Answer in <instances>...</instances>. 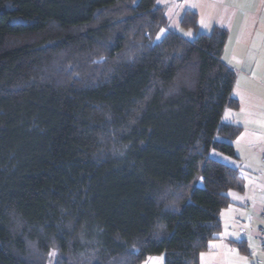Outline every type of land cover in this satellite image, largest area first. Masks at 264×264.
Here are the masks:
<instances>
[{
    "label": "trees",
    "instance_id": "obj_1",
    "mask_svg": "<svg viewBox=\"0 0 264 264\" xmlns=\"http://www.w3.org/2000/svg\"><path fill=\"white\" fill-rule=\"evenodd\" d=\"M226 39L160 0H0V264H199L243 187L210 156L241 131Z\"/></svg>",
    "mask_w": 264,
    "mask_h": 264
},
{
    "label": "crops",
    "instance_id": "obj_2",
    "mask_svg": "<svg viewBox=\"0 0 264 264\" xmlns=\"http://www.w3.org/2000/svg\"><path fill=\"white\" fill-rule=\"evenodd\" d=\"M205 1L201 25L210 22L198 32L209 33L214 26L227 30L222 58L236 71L232 96L238 106L226 108L222 120L241 126L233 141L235 156H217L239 169L243 187L227 192L231 203L220 211L221 230L199 264H264V0ZM187 4L185 10L199 11L197 1Z\"/></svg>",
    "mask_w": 264,
    "mask_h": 264
},
{
    "label": "rangeland",
    "instance_id": "obj_3",
    "mask_svg": "<svg viewBox=\"0 0 264 264\" xmlns=\"http://www.w3.org/2000/svg\"><path fill=\"white\" fill-rule=\"evenodd\" d=\"M176 1H178V0H175V2ZM195 1H197V6L199 9V11L196 10V12L198 14V26H199L200 30H202L204 28H207L206 24H208L210 22L209 21V22L204 23L202 21V25H201V20H203L205 17L204 12L206 13V5L208 3L205 0H195ZM227 1L234 2L235 0H227ZM188 2H189V0H179L177 2V4H174V3H172V1L162 0L161 3L165 5L166 14L168 15V18L170 20V27L177 30L179 33H181L186 38L192 39V38H194V36H196V33L198 34V33H203V32H200V31L198 32V30L196 31V30L191 29V28H184L180 25V18L182 16L181 10H185L184 8H186V6L188 5L187 4ZM166 31H167L166 28H161L157 32V34L154 38V41L157 42V41L161 40L163 38V36L165 35ZM210 154H211L210 156L212 158H215V159H218L219 157L217 155H220V154L223 156H227L225 153H223L219 150H216V149H212ZM218 160H221V159H218ZM221 161L224 162L223 160H221ZM142 264H164V254L149 256L147 258V260H145Z\"/></svg>",
    "mask_w": 264,
    "mask_h": 264
},
{
    "label": "built area",
    "instance_id": "obj_4",
    "mask_svg": "<svg viewBox=\"0 0 264 264\" xmlns=\"http://www.w3.org/2000/svg\"><path fill=\"white\" fill-rule=\"evenodd\" d=\"M260 234L262 237H264V230L260 229ZM259 264H262V263H259Z\"/></svg>",
    "mask_w": 264,
    "mask_h": 264
}]
</instances>
